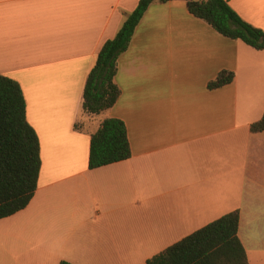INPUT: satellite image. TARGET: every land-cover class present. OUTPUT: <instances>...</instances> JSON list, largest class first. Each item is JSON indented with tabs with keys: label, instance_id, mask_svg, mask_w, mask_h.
<instances>
[{
	"label": "crops",
	"instance_id": "obj_1",
	"mask_svg": "<svg viewBox=\"0 0 264 264\" xmlns=\"http://www.w3.org/2000/svg\"><path fill=\"white\" fill-rule=\"evenodd\" d=\"M141 0H0V74L17 81L41 144L31 204L0 220V264H147L240 211L264 264V51L226 38L186 1L154 3L120 56L116 105L83 109L104 44ZM264 31V0H227ZM223 72L233 83L208 85ZM123 120L129 160L90 170L91 137Z\"/></svg>",
	"mask_w": 264,
	"mask_h": 264
},
{
	"label": "trees",
	"instance_id": "obj_2",
	"mask_svg": "<svg viewBox=\"0 0 264 264\" xmlns=\"http://www.w3.org/2000/svg\"><path fill=\"white\" fill-rule=\"evenodd\" d=\"M175 0H141L127 16L114 39L107 41L87 80L83 109L100 115L112 109L121 95L116 84L117 63L130 47L136 30L154 3ZM189 12L222 36L264 51V31L247 23L227 0H183ZM235 74L223 72L209 83L216 90L233 83ZM252 133L264 132L263 118L252 124ZM132 149L126 123L106 119L91 137L90 170L129 160ZM41 144L27 119V103L21 85L0 74V220L25 210L39 186ZM240 211L229 213L148 260L147 264H249L239 237ZM61 264H71L63 261Z\"/></svg>",
	"mask_w": 264,
	"mask_h": 264
},
{
	"label": "rangeland",
	"instance_id": "obj_3",
	"mask_svg": "<svg viewBox=\"0 0 264 264\" xmlns=\"http://www.w3.org/2000/svg\"><path fill=\"white\" fill-rule=\"evenodd\" d=\"M199 1H204V0H199Z\"/></svg>",
	"mask_w": 264,
	"mask_h": 264
}]
</instances>
